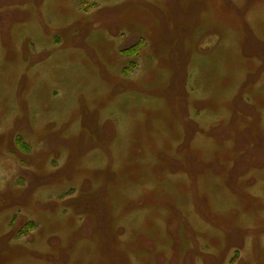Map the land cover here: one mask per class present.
I'll return each mask as SVG.
<instances>
[{
	"label": "rangeland",
	"instance_id": "rangeland-1",
	"mask_svg": "<svg viewBox=\"0 0 264 264\" xmlns=\"http://www.w3.org/2000/svg\"><path fill=\"white\" fill-rule=\"evenodd\" d=\"M0 264H264V0H0Z\"/></svg>",
	"mask_w": 264,
	"mask_h": 264
},
{
	"label": "flooded vegetation",
	"instance_id": "flooded-vegetation-1",
	"mask_svg": "<svg viewBox=\"0 0 264 264\" xmlns=\"http://www.w3.org/2000/svg\"><path fill=\"white\" fill-rule=\"evenodd\" d=\"M181 43V40L178 42V44H180ZM84 114H85V112H84ZM83 114V116H84V120H85V118H86V115H84ZM85 124V123H84ZM93 126H95V125H93ZM98 127H99V125H97ZM20 129V128H19ZM92 131H93V127H92ZM13 132H18V129H16V131H13ZM83 134H82V138H81V142H82V144H84V140H83ZM104 148H106V147H104ZM107 149V148H106ZM81 152H84V153H86L87 152V150L84 148V147H81ZM85 155V154H84ZM70 162L71 161H69L67 164H68V167H69V165H70ZM72 163V165H73V161L71 162ZM72 165H70V166H72ZM125 165H126V167H125ZM124 169H129V171H134V168L130 165V161H128V162H126L125 164L124 163H122V169L120 170L122 173H120V171H119V173H116L115 175H114V177H116L117 176V174H118V177H121V176H123L124 175ZM70 175V177L73 179V177L71 176V174H69ZM167 175V174H166ZM126 176H128V174L126 175ZM133 178H134V173H131V177H130V182H131V180H133ZM38 179H39V177H38ZM119 179V178H118ZM118 179H116V181L118 180ZM39 183L41 182V180H39L38 181ZM126 187V190L127 191H129V193L131 194L132 192H131V189H129L127 186H125ZM83 196H86L87 198H88V200H89V202H90V206H88L86 203L85 204H82V205H79V206H73V208H74V210L76 211V212H82V213H85V214H88V213H106V209L104 208V207H94V206H92L91 205V202L93 201V199H94V196L92 195V194H90L89 192H85L84 194H82ZM117 200L118 201H122V202H124L122 199H115V200H113L112 201V204H114V208H118V202H117ZM204 200H206V198L204 199ZM74 201V198L72 199V202ZM207 201V200H206ZM137 203V205H135ZM67 204H68V202H67ZM131 205L133 206V208H136V209H133V210H131ZM143 205H144V203H142V202H140V201H138V202H128V203H126L124 206H123V208L125 209V210H127V209H130L131 211H132V213L131 214H135V212H136V210L138 209V210H141L142 209V207H143ZM148 212H150V211H148ZM184 220V219H183ZM100 230H106V228H100ZM134 243H135V238H134Z\"/></svg>",
	"mask_w": 264,
	"mask_h": 264
}]
</instances>
